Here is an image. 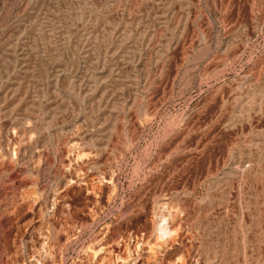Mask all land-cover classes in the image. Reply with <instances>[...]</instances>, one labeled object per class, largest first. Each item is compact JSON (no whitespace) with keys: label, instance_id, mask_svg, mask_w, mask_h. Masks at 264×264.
I'll use <instances>...</instances> for the list:
<instances>
[{"label":"rangeland","instance_id":"374dc122","mask_svg":"<svg viewBox=\"0 0 264 264\" xmlns=\"http://www.w3.org/2000/svg\"><path fill=\"white\" fill-rule=\"evenodd\" d=\"M0 264H264V0H0Z\"/></svg>","mask_w":264,"mask_h":264}]
</instances>
